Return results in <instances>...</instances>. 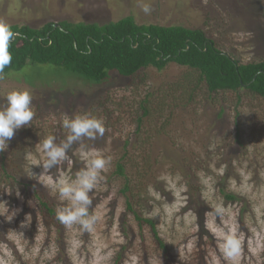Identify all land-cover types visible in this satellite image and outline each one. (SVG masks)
I'll use <instances>...</instances> for the list:
<instances>
[{"label":"rangeland","instance_id":"rangeland-1","mask_svg":"<svg viewBox=\"0 0 264 264\" xmlns=\"http://www.w3.org/2000/svg\"><path fill=\"white\" fill-rule=\"evenodd\" d=\"M142 3L151 6L150 13ZM128 15L139 23L201 28L238 61L264 60V0H0V21L7 24L104 23ZM185 73L171 64L162 72L150 70L146 84L114 75L97 86L71 78L64 91L27 86L33 119L0 152V264H166L153 227L141 226L126 207L122 179L115 175L119 161L145 181L135 208L155 223L171 264H233L220 250L223 234L240 241L234 264H264V98L245 90L208 98L203 89L188 102L180 84L176 91L173 84ZM13 78L0 80V107L17 89L13 84L25 87L24 77ZM154 82L164 90L143 102ZM144 104L148 114L139 124ZM85 112L103 118L104 136L74 143L67 160L44 172L37 165L44 159L43 140L54 136L59 144L67 135L62 118ZM91 152L112 158L89 194V211L99 216L93 230L57 224L55 217L46 221L38 198L55 210L66 206L52 186L74 179L85 167L81 153ZM189 184L198 185L195 195Z\"/></svg>","mask_w":264,"mask_h":264},{"label":"trees","instance_id":"trees-1","mask_svg":"<svg viewBox=\"0 0 264 264\" xmlns=\"http://www.w3.org/2000/svg\"><path fill=\"white\" fill-rule=\"evenodd\" d=\"M8 25L18 35L10 42L12 63L0 73V80L12 76L15 77L14 81H20V77L25 79L22 83L25 87H15L13 84L12 89L29 91L30 88L42 85L47 88L56 85L59 91H64L68 88L67 80L71 78L97 86L105 85L114 75L129 79L130 84H146L150 70L162 72L171 64H176L183 67L186 73L181 77L182 82L177 79L173 81L174 89L176 91L180 84L188 102L201 96L203 93L198 91L203 89L209 92L208 98L213 93L218 95L226 91L239 95L242 90L264 98V60L247 63L238 61L231 54L220 50L201 28L181 24L139 23L133 15L104 23L64 19L58 22L47 21L39 27L20 23ZM44 77L49 79L46 83L35 81ZM163 86L154 82L143 102L162 93ZM141 107L143 113L138 118L139 124L142 117L148 114L146 105ZM1 168L5 169L4 162ZM115 168V175L122 179L120 191L126 198L128 211L134 213L141 226L148 223L153 227L155 239L165 254L166 264H171V253L157 232L155 223L135 208L145 181L143 178H134L132 170H128L121 161L116 163ZM2 173L7 176L5 171ZM188 186L189 191L195 195L198 185ZM225 196L232 200L241 199L230 193H225ZM38 199L45 212H48L46 214L44 210L41 211L44 219L56 218L55 208L49 202ZM57 224H60L58 220ZM64 254L62 248L60 255ZM121 256L119 254L118 259Z\"/></svg>","mask_w":264,"mask_h":264},{"label":"clouds","instance_id":"clouds-1","mask_svg":"<svg viewBox=\"0 0 264 264\" xmlns=\"http://www.w3.org/2000/svg\"><path fill=\"white\" fill-rule=\"evenodd\" d=\"M141 8L146 14L151 12V6L147 3H142ZM17 35L18 33L14 32L10 25L0 21V73H3L4 69L12 63L10 42ZM5 99L6 106L0 107V152L8 147L15 132L29 125L34 116L30 91L14 89L7 93ZM62 127L67 130L65 140L58 144L54 136H48L42 142L44 159L37 165L42 164L44 172L67 160V153L74 143L83 138L95 140L97 137H103L106 131L103 118L90 112L75 116L65 115L62 118ZM81 159L84 160L85 167L76 173L74 179H60L52 187L58 192L60 200L67 201L66 206L57 208V220L66 227L79 225L81 229L90 232L99 216L89 211L92 205L89 194L103 181L102 173L107 171L112 158L100 152H91L81 153ZM28 218H26L27 221ZM11 219L12 217L9 220ZM219 239L221 252L234 264L240 253V241L234 234H223Z\"/></svg>","mask_w":264,"mask_h":264}]
</instances>
